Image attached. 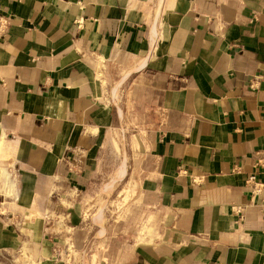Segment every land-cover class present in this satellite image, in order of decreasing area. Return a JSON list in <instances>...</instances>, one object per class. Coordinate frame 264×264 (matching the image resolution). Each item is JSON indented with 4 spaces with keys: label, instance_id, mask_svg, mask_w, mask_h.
Returning <instances> with one entry per match:
<instances>
[{
    "label": "crops",
    "instance_id": "0c3cea01",
    "mask_svg": "<svg viewBox=\"0 0 264 264\" xmlns=\"http://www.w3.org/2000/svg\"><path fill=\"white\" fill-rule=\"evenodd\" d=\"M0 15V264H264V0Z\"/></svg>",
    "mask_w": 264,
    "mask_h": 264
},
{
    "label": "rangeland",
    "instance_id": "374dc122",
    "mask_svg": "<svg viewBox=\"0 0 264 264\" xmlns=\"http://www.w3.org/2000/svg\"><path fill=\"white\" fill-rule=\"evenodd\" d=\"M119 161V160H118ZM104 184V182H98L97 185H96V188L97 187H102V185ZM70 191V195L69 193H67L69 195V197H66V196H61L60 200H58V204H61V203H64V204H73V203H76V188H75V185L74 186H71V188L69 189ZM89 198H86V200H88ZM99 201H100V204L103 205V206H106L109 204V200L110 198H107V197H104V196H101L98 198ZM92 199L90 198V205H92ZM130 201V199L128 198H122V197H116V196H113L112 197V202L111 203H115V204H119V205H122V204H125L128 203ZM123 231H119L117 230V233L118 234H121ZM93 251L90 250L88 251V254H92Z\"/></svg>",
    "mask_w": 264,
    "mask_h": 264
},
{
    "label": "built area",
    "instance_id": "2783aa9c",
    "mask_svg": "<svg viewBox=\"0 0 264 264\" xmlns=\"http://www.w3.org/2000/svg\"><path fill=\"white\" fill-rule=\"evenodd\" d=\"M9 25V19L5 16L0 15V36L4 35L7 32ZM259 164L261 166H264V162H260ZM247 184L252 188V192L254 194H259L264 189V185L258 180L256 174H253L248 178Z\"/></svg>",
    "mask_w": 264,
    "mask_h": 264
}]
</instances>
